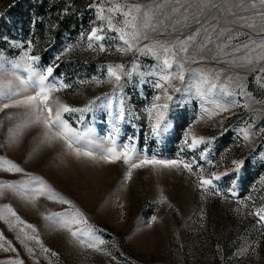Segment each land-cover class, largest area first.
Here are the masks:
<instances>
[{
	"label": "rangeland",
	"instance_id": "374dc122",
	"mask_svg": "<svg viewBox=\"0 0 264 264\" xmlns=\"http://www.w3.org/2000/svg\"><path fill=\"white\" fill-rule=\"evenodd\" d=\"M99 3L100 0H0V37L8 38L7 42L0 39V61L3 62L0 91H17L20 93L17 99L33 94L31 88L24 91L26 85L21 82L28 74L22 68H12L30 41L31 54L40 57L36 66L39 69L53 67L55 82L70 85L55 94L62 102L83 108L90 101H96L92 111L83 113V120L79 112L64 114L73 127L82 131L92 129L91 135L104 147L110 146L104 137L112 133L117 145L128 143V138L132 137L137 151L149 158L195 161L193 171L196 175L182 168L147 166L134 169L131 179L124 180L127 166L122 161L105 164L78 159L61 143H41V128L25 129L23 135L10 141L8 128L19 122V114L24 110L12 108L0 112V121H3L0 157L23 169L19 173L0 170V182L21 183L32 177L40 178L56 194L72 201L89 225L97 230L96 235L105 240L102 247L110 253L105 255L81 247L55 221L43 218L71 210L69 205L49 200L47 196L29 202L6 190L0 196V215L5 217L0 219V233L17 252L0 250V264L17 255L25 264H34L21 240L17 239L18 235L23 239L19 229L24 225L15 222V217L4 209L5 205L10 206L25 224L36 228L35 233L27 228L25 232L38 236L43 247L49 250L45 254L35 241H25L34 249L39 264H264V222H259L255 215L257 209L264 207V131H261L264 129V105L253 104L256 109L253 111L242 106L248 102V97L237 95L235 99L241 106L211 120L207 117L200 120L202 102L195 97L197 77L186 73L185 84L179 81L173 84L180 88L191 86V91L176 93L169 89L173 101L169 102L166 117L168 131L159 138L153 136L146 109L154 102L153 97L160 94V90L153 87L158 77L141 73L154 71L157 60L135 50L118 53L116 48L123 46L118 33L108 29L107 19H97L95 7H89ZM114 3L146 5L151 15L162 19L161 13L167 14L173 0H104L103 6L107 9ZM109 15L116 27L123 26L121 14L106 11L105 16ZM215 15L217 13L213 12L208 16L204 27L215 23L212 18ZM199 18L203 20V16ZM188 25L173 35H183L199 27L191 19ZM92 27H101L106 39L93 42V49H88L87 34ZM10 42L18 43L19 47H12ZM101 43L105 46L104 52L98 50ZM148 43L151 40H141L137 47ZM69 46H73L72 50L66 52ZM115 64H123L132 75L123 76L121 87L113 92L114 84L98 85L95 79L107 81V66ZM187 67L213 70L226 68V65L208 62ZM229 72L247 77L245 91L256 99H264L261 86L264 73L246 69ZM53 77L49 82H53ZM202 87L207 88V85ZM121 98L125 101V118L116 122L120 131L113 132L109 113H115ZM109 100L112 107L103 106ZM5 102L0 100V104ZM9 113L14 116L12 121L5 119ZM249 125L252 135L245 141L240 129ZM189 130L211 143L188 148L184 140ZM201 152H205L206 159H200ZM233 161H243L239 171L234 170ZM201 169L205 176L227 173L213 182L216 189L209 190H219L222 196L205 195L196 187ZM161 194L166 198L162 204L158 203ZM153 216L157 217L155 222L151 219ZM10 224L15 227L10 228Z\"/></svg>",
	"mask_w": 264,
	"mask_h": 264
},
{
	"label": "snow or ice",
	"instance_id": "6c2138e0",
	"mask_svg": "<svg viewBox=\"0 0 264 264\" xmlns=\"http://www.w3.org/2000/svg\"><path fill=\"white\" fill-rule=\"evenodd\" d=\"M103 5L104 0H100L99 4H92L89 7H95L97 19L101 21L107 19L108 29L118 33V38L123 42V46H118L116 51L127 54L135 50L145 55L150 54L157 60L154 71L141 73V75L158 77L153 83V87L160 90V94L153 97L154 102L146 109L153 136L159 138L168 131L169 124L166 122V117L169 102L173 101L169 89L176 93L191 91V86L180 88L175 87L173 84V81L185 84L186 73L197 77L195 97L202 102L200 120L205 117L211 120L221 113L230 111L231 108L241 106L235 99L237 95L248 97V102L242 106L253 111L256 110L252 107L253 104L264 105V99H256L252 93L245 91L247 77L241 76L238 72H229V70L246 69L253 73H264V0H173L167 14L161 13L162 19L151 15L146 5L114 3L107 9ZM155 7L159 8L160 6L156 5ZM193 8H195V11H193ZM106 11L109 14H121L124 17L123 26L116 27L112 23L111 15L105 16ZM213 12L217 13L212 17L215 23L204 27V24L208 23V16ZM200 16H203V20L199 18ZM221 18L223 19V25H221ZM189 19L199 27L183 35H173L178 31H182L184 27H188ZM169 21L174 22L169 23ZM126 29H130V31ZM102 31L101 27H92L87 34L88 49H93V42L106 39L101 34ZM158 37L167 38L160 39ZM0 39L8 41L7 37H0ZM141 40H151V43L144 44L142 48L137 47ZM10 43L12 47H19L16 42ZM72 47L69 46L65 51H71ZM98 50L104 52L106 50L104 44H99ZM31 51L32 44L29 41L27 50L23 52L18 61L12 64V68H22L28 74L27 79L21 82L26 85L24 91L31 88L33 94L24 95L17 99L15 97L20 95L17 91H0V100L6 101L0 104V112L12 108L24 110L19 114V122L8 128L10 141H15L23 135L25 129L38 127L42 129L41 143H61L66 150L78 159L105 164H115L122 161L127 166L124 180L131 179L134 169L147 166L177 170L182 168L184 171L196 175L193 171L195 161L157 159L155 156L149 158L137 151L135 143L132 142V137L128 138V143L117 145L116 138L112 133L104 137V140L110 145L104 147L97 143V139L91 135L92 129L82 131L73 127L64 118V114L79 112L81 113L80 119L83 120V113L92 111L93 107L96 106V101H90L83 108L71 107L62 102L55 94L69 88L70 85L62 81L55 82L53 67L39 69L36 65L40 57L32 55ZM208 62L224 64L226 68L209 70L206 67L201 69L187 67L190 64L206 65ZM2 66L3 62L0 61V69H2ZM133 70L135 71V68ZM12 74L16 75L15 72ZM131 75L132 73L127 72L123 64L108 65L107 81L95 79V83L98 85L104 82L114 84L113 92H115L116 88L121 87L122 77ZM222 76L224 77L223 80L221 79ZM50 77H53V82H49ZM81 83H88V81H81ZM203 85H207V88L202 87ZM261 86L264 87V85ZM217 89L219 90L218 93L215 92ZM96 99L100 98L97 97ZM162 100L164 102L160 103ZM124 104L125 101L121 98L119 108L114 114L109 113L113 120V132L120 131L116 122L123 121L125 118ZM103 106L111 108V100ZM5 119L12 121L14 116L9 113ZM2 124L3 121H0V125ZM250 129V125L247 128L240 129L245 141H248L250 135H252ZM261 131H264V129ZM189 139L191 143L188 142ZM184 143L188 148L195 149L199 145L208 144L211 141L205 140L204 137L197 136L189 130L185 132ZM205 152H201V160L206 159ZM207 162L212 163L211 160ZM242 163L243 161H233L234 170L239 171ZM0 170L9 173L23 171L16 163L4 157H0ZM222 175H227V173H212L210 176H205L203 169H201L200 174L197 176L196 187L201 189L205 195L222 196L223 193L219 190L209 191L210 189H216L213 182L220 180ZM232 183L234 186L235 181ZM6 190L21 196L29 202H35L40 196H47L49 200L69 205L71 210H66L63 213H51L43 218L55 221L59 228L67 231L81 247L110 255L102 247L106 243L105 240L96 235L97 230L89 225L83 213L75 208L72 201L56 194L40 178L32 177L21 183L0 182V196H3ZM228 191L235 196L232 189ZM165 202L166 198L161 194L158 203ZM4 209L12 217H15L16 223L24 225L19 229V232L23 234V239L19 235L17 239L21 240L34 264H39L34 249L25 243L29 240L35 241L43 253L47 254L49 252L47 248L43 247L38 236L29 235L25 232V228H27L35 233L36 228L30 224H25L10 206L5 205ZM255 215L259 217V222H264V207L257 209ZM0 219H5V217L0 215ZM151 219L155 222L157 217L153 216ZM6 222L8 221L6 220ZM11 227H15V225L10 224ZM0 250L17 252V249L5 240L2 233H0ZM51 255L55 256L56 253H51ZM3 264H25V262L17 255L3 262Z\"/></svg>",
	"mask_w": 264,
	"mask_h": 264
}]
</instances>
